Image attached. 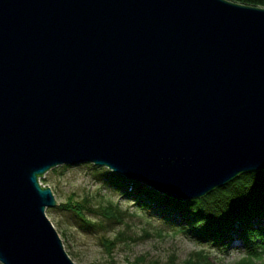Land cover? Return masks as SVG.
<instances>
[{"label": "water", "instance_id": "95a60500", "mask_svg": "<svg viewBox=\"0 0 264 264\" xmlns=\"http://www.w3.org/2000/svg\"><path fill=\"white\" fill-rule=\"evenodd\" d=\"M84 163L178 199L264 170V8L0 0L1 264H75L39 178Z\"/></svg>", "mask_w": 264, "mask_h": 264}, {"label": "rangeland", "instance_id": "374dc122", "mask_svg": "<svg viewBox=\"0 0 264 264\" xmlns=\"http://www.w3.org/2000/svg\"><path fill=\"white\" fill-rule=\"evenodd\" d=\"M97 167L101 169H95L91 163L66 169L60 165L39 178L43 186L47 185L51 189L58 204L47 207L46 216L59 233L66 252L75 264H136L139 260L145 263L181 264L190 256L195 257L201 249L214 264H234L244 252V245L237 235L231 238L227 247L219 248L208 242H200L190 233L177 231V227L136 209L131 201L120 197L106 185L103 170L108 168ZM68 199L86 203L84 216L100 223L101 229L84 230L80 219L73 212L61 210L59 204ZM108 203L118 205L120 223L92 212ZM104 238L115 243L111 254H107L103 247Z\"/></svg>", "mask_w": 264, "mask_h": 264}, {"label": "trees", "instance_id": "16d2710c", "mask_svg": "<svg viewBox=\"0 0 264 264\" xmlns=\"http://www.w3.org/2000/svg\"><path fill=\"white\" fill-rule=\"evenodd\" d=\"M233 1L264 7V0ZM67 167L69 165H62V169ZM94 168L101 169L96 165ZM103 174L106 185L120 197L131 201L133 207L177 227V231L190 233L191 237L200 242L225 248L231 238L237 235L244 245V252L234 264H264V170L241 173L201 197L187 199L164 195L144 183L128 180L109 169L103 170ZM84 204L68 199L60 203L59 208L73 212L80 219L84 230L101 229L100 223L84 216ZM92 212L110 221L121 222L116 204L108 203ZM102 244L106 253L111 254L114 241L104 238ZM196 253L195 257L190 256L181 264H214L202 249ZM144 263L143 260L136 262Z\"/></svg>", "mask_w": 264, "mask_h": 264}, {"label": "bare ground", "instance_id": "6f19581e", "mask_svg": "<svg viewBox=\"0 0 264 264\" xmlns=\"http://www.w3.org/2000/svg\"><path fill=\"white\" fill-rule=\"evenodd\" d=\"M257 172V171H256ZM43 177V176H42Z\"/></svg>", "mask_w": 264, "mask_h": 264}]
</instances>
